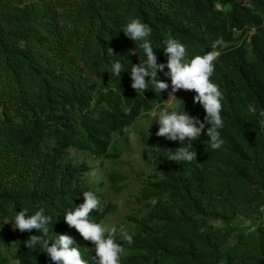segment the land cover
<instances>
[{"label":"trees","instance_id":"16d2710c","mask_svg":"<svg viewBox=\"0 0 264 264\" xmlns=\"http://www.w3.org/2000/svg\"><path fill=\"white\" fill-rule=\"evenodd\" d=\"M133 17L150 25L153 48L172 36L189 57L217 53L210 79L223 93L225 143L211 149L202 131L193 141L197 159L174 162L166 156L179 141L155 135L157 123L137 126L142 166L89 178L95 165L88 158L119 157L110 150L114 132L172 98L170 89L154 93L151 86L137 94L127 71L118 78L105 70L113 60L130 67L145 59L119 29ZM154 51L166 60L162 48ZM193 95L187 90L172 103L203 120ZM262 112L264 0H0V264H55L23 244L35 229L5 222L39 206L53 217L49 236H72L94 264L91 242L63 211L91 190L100 208L89 219L101 222L115 209L107 188L119 192L127 179L136 208L116 224L118 240L121 228L133 235L131 244L119 241L120 264H264Z\"/></svg>","mask_w":264,"mask_h":264},{"label":"clouds","instance_id":"9594fccd","mask_svg":"<svg viewBox=\"0 0 264 264\" xmlns=\"http://www.w3.org/2000/svg\"><path fill=\"white\" fill-rule=\"evenodd\" d=\"M119 29L134 41L136 48L143 53L145 59L139 60L138 64L131 63L130 67H126L123 60H113L108 64L106 71L118 78L121 72L127 71L131 78V87L137 94L144 93L151 86L154 93L170 89L168 97L182 101L174 95L178 90H194L193 104L199 102L204 109L203 120L198 116L190 115L184 109L183 102L182 107L178 103L158 104L150 113V123L155 120L158 124L155 135L180 142L179 147L169 149L166 158L174 162L196 160L197 152L193 147V141L201 136L202 131L208 138L211 149H221L225 143L220 132V129L224 128V120L221 116L223 93L219 85L210 79L215 70L214 62L217 60V53L209 51L203 55L189 57L186 46L175 37L168 36L162 41V47L159 45L155 47L162 48L163 55L166 57L164 62H158L155 48L149 39L152 32L149 24L138 17H133ZM221 43V39H216L212 43V48L215 49ZM107 52L114 54L111 48H108ZM132 53L137 54L136 51ZM158 73H162L168 80L160 79ZM260 115L262 117L260 123L264 124V112ZM123 132L133 138L136 137V132L128 127H125ZM82 195L83 201L79 205L63 211L64 221L68 226L74 227L84 240L91 242L94 264H120L124 248L119 241L131 244L133 235L121 228L118 240L115 226L107 227L103 222L90 220L89 214L100 208V200L91 190L84 191ZM5 222L21 232L35 229L37 234L29 232L23 244L32 250L41 248L42 252L55 264H88L72 236L67 233L49 236L54 220L43 206H39L32 214H29L27 208H22Z\"/></svg>","mask_w":264,"mask_h":264},{"label":"rangeland","instance_id":"374dc122","mask_svg":"<svg viewBox=\"0 0 264 264\" xmlns=\"http://www.w3.org/2000/svg\"><path fill=\"white\" fill-rule=\"evenodd\" d=\"M187 90H178L174 95L176 98L184 95ZM171 97V96H170ZM175 100V98H170L167 104H170ZM150 112L139 116L129 127L133 131L136 132V137L133 138L128 134L117 131L112 134V144L110 146V150H114L119 152V157L115 159L111 158H88L87 161L91 164L95 165V167L86 175L89 178L93 179H105L107 180V175L111 172L125 173L129 174L132 170L137 167L142 166L141 164V140L139 135L137 134V126L144 128H153L156 125L155 120L150 123L151 117ZM150 123L149 127L148 124ZM70 153H74L73 150ZM137 164V165H136ZM136 166V167H134ZM131 175V174H130ZM133 176V175H131ZM136 191L134 182L131 179H127L125 181V186L123 190L119 192H113L111 189L107 188L106 191V202H111L115 205V209L110 211L101 222L105 224L107 227L120 225L122 218L125 213L131 209L136 208V204L132 201V195ZM247 217L240 216L237 220L238 222H247ZM6 264H16L15 261H9Z\"/></svg>","mask_w":264,"mask_h":264}]
</instances>
